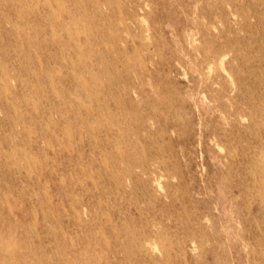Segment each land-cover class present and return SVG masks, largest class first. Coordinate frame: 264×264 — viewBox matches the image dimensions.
<instances>
[{
    "label": "rangeland",
    "instance_id": "rangeland-1",
    "mask_svg": "<svg viewBox=\"0 0 264 264\" xmlns=\"http://www.w3.org/2000/svg\"><path fill=\"white\" fill-rule=\"evenodd\" d=\"M0 264H264V0H0Z\"/></svg>",
    "mask_w": 264,
    "mask_h": 264
},
{
    "label": "bare ground",
    "instance_id": "bare-ground-1",
    "mask_svg": "<svg viewBox=\"0 0 264 264\" xmlns=\"http://www.w3.org/2000/svg\"><path fill=\"white\" fill-rule=\"evenodd\" d=\"M58 13V12H57ZM46 23V22H45ZM50 77V76H49ZM5 92V91H4ZM258 191V190H257ZM46 206V205H45ZM258 229V228H257Z\"/></svg>",
    "mask_w": 264,
    "mask_h": 264
}]
</instances>
